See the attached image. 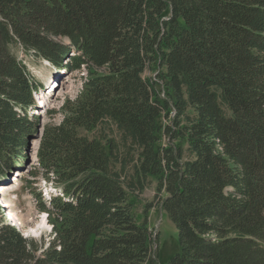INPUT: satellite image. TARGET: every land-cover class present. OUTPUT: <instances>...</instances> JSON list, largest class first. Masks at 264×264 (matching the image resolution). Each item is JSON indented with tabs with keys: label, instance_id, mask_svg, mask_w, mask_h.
<instances>
[{
	"label": "trees",
	"instance_id": "1",
	"mask_svg": "<svg viewBox=\"0 0 264 264\" xmlns=\"http://www.w3.org/2000/svg\"><path fill=\"white\" fill-rule=\"evenodd\" d=\"M12 46L87 78L37 150L51 239L0 212V264H264V0H0V183L44 89ZM153 183L165 261L134 213Z\"/></svg>",
	"mask_w": 264,
	"mask_h": 264
},
{
	"label": "rangeland",
	"instance_id": "2",
	"mask_svg": "<svg viewBox=\"0 0 264 264\" xmlns=\"http://www.w3.org/2000/svg\"><path fill=\"white\" fill-rule=\"evenodd\" d=\"M11 51L18 60L22 61L29 74L40 84L44 85V89H46L38 92L39 98L35 102V106L41 105L42 102L43 105L49 104L43 110L37 107L28 110L29 116L39 118L36 138L31 142L26 152L25 162L22 165L20 163V169L8 170V178L4 174V180H2L0 186L5 190L3 195L5 196L6 210L9 212L11 210L14 211L15 218L13 219L12 217L13 224L18 228L21 235L24 238H30L34 241L47 244L51 239L52 226L49 222V217H45L46 214L38 210V199L36 196L39 195L41 197L40 193H44V186H47V183L51 181H47L40 174H33L37 150L43 127L48 124L58 125L62 122L63 115L59 110L65 99L74 98L81 92L83 83L87 78V70L85 68L74 72L55 70L47 61L26 55L19 46H12ZM98 72L101 73L100 71ZM156 73L154 69L147 70L144 73V77L155 81ZM47 91H53V93H48ZM57 92H61L59 97H56ZM49 111H55V114L50 116L48 115ZM171 117H173V113ZM163 123L165 124L166 122L163 121ZM89 136L91 135L89 134ZM19 161L21 162V160ZM45 182L47 183L45 184ZM41 200L46 201L44 199ZM154 201L155 183L140 196L134 213L139 221L146 219L148 228L152 233V240L155 242L156 238H158L157 246L159 247L162 259L165 261L177 251V233L166 214L154 204ZM148 205L153 206L152 208H148ZM7 214L9 215V213ZM2 215L4 217L3 213ZM153 247L155 248L156 244Z\"/></svg>",
	"mask_w": 264,
	"mask_h": 264
},
{
	"label": "bare ground",
	"instance_id": "3",
	"mask_svg": "<svg viewBox=\"0 0 264 264\" xmlns=\"http://www.w3.org/2000/svg\"><path fill=\"white\" fill-rule=\"evenodd\" d=\"M59 91H60V90H59ZM60 93H61V92H60ZM1 187H2V186H0V192H1L2 194H4V193H5V190H4L3 188H1ZM6 212L9 213V215H8L7 213H6V214H7V216H9V219H10V220H13V219L15 218V216H14L15 214H14V211H13V210H11V212H9V211L6 210ZM12 217H13V219H12Z\"/></svg>",
	"mask_w": 264,
	"mask_h": 264
},
{
	"label": "water",
	"instance_id": "4",
	"mask_svg": "<svg viewBox=\"0 0 264 264\" xmlns=\"http://www.w3.org/2000/svg\"><path fill=\"white\" fill-rule=\"evenodd\" d=\"M35 138H36V133L33 134V135H31V136L29 137V143L31 144V142H32Z\"/></svg>",
	"mask_w": 264,
	"mask_h": 264
},
{
	"label": "built area",
	"instance_id": "5",
	"mask_svg": "<svg viewBox=\"0 0 264 264\" xmlns=\"http://www.w3.org/2000/svg\"><path fill=\"white\" fill-rule=\"evenodd\" d=\"M0 203H2V202H0ZM6 221L9 222V223H11V224H13V221L9 219V216L6 217ZM14 226H15V225H14ZM15 227H16V226H15ZM16 228H17V227H16Z\"/></svg>",
	"mask_w": 264,
	"mask_h": 264
}]
</instances>
